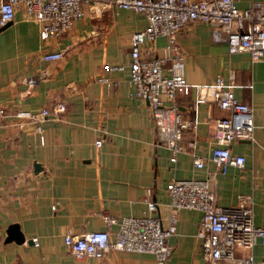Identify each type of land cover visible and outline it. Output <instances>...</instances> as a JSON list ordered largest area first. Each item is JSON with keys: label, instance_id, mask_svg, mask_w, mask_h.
<instances>
[{"label": "crops", "instance_id": "crops-1", "mask_svg": "<svg viewBox=\"0 0 264 264\" xmlns=\"http://www.w3.org/2000/svg\"><path fill=\"white\" fill-rule=\"evenodd\" d=\"M251 1L235 4L244 8ZM146 23L143 13L100 0L83 3V15L57 37L40 38L39 24L22 10L0 29V106L7 111L0 114V264H157L146 252L76 254L63 236L107 229L114 238L118 225L109 220L128 215L150 214L167 226L173 178L208 176L221 206L250 195L253 223L264 227V54L251 60L246 51L229 52L225 40L212 38L208 22L191 21L177 32L186 80L209 83L219 75L228 81L233 73L235 96L252 105L254 134L230 144L232 153L245 157L242 166L219 167L211 159L214 120L230 111L213 100L194 103L191 88L175 100L183 118L198 121L183 132L182 149L171 162L147 101L134 95L130 81V36ZM166 44L160 35L147 47L169 64ZM56 50L60 58H42ZM61 101L64 111L40 120L14 115L18 109L51 110ZM195 157L203 159L202 167ZM200 219L199 210L176 211L165 264H208L196 236ZM11 223L18 224L22 242L6 240ZM251 253L255 264H264L259 241Z\"/></svg>", "mask_w": 264, "mask_h": 264}, {"label": "built area", "instance_id": "built-area-1", "mask_svg": "<svg viewBox=\"0 0 264 264\" xmlns=\"http://www.w3.org/2000/svg\"><path fill=\"white\" fill-rule=\"evenodd\" d=\"M100 0H0V26L14 18L16 10L39 24L42 39L57 37L68 31L74 21L83 15V3L97 4ZM118 7L143 13L146 26L130 36V81L134 95L147 101L154 124L163 144L170 151V161L175 162L182 149L181 140L186 129L194 128L197 118H183L177 107L176 94L195 90L194 103L213 100L230 115L214 120L211 159L221 168L226 163L242 166L245 157L230 151V144L239 139L253 140V108L239 100L234 92V75L228 81L221 76L209 83H189L182 73V61L176 34L191 21L212 24L213 39L226 41L229 52L246 51L251 60L264 54V0H252L239 8L235 0H112ZM167 38L165 57L149 54L148 42L157 36ZM62 56L59 50L44 52V60ZM66 103L57 102L51 108L39 111L18 109L14 115L32 121L40 120L51 111H64ZM0 114H7L0 106ZM37 129L40 127L37 125ZM189 146L194 142L189 141ZM203 159L194 158L197 167ZM171 213L169 224L164 226L159 217L147 214L122 216L116 222V235L111 238L107 229L84 232L80 236L65 234L64 244L74 253L100 258L107 249L128 250L153 254L157 264H165L172 252L168 236L174 231L176 211L181 208L196 209L201 219L196 236L201 239L202 257L208 264H255L251 249L259 241L264 246V227L253 223L252 198L241 195L232 206L215 202V191L208 176L204 178H173L167 187ZM153 210L155 203L147 202Z\"/></svg>", "mask_w": 264, "mask_h": 264}, {"label": "water", "instance_id": "water-1", "mask_svg": "<svg viewBox=\"0 0 264 264\" xmlns=\"http://www.w3.org/2000/svg\"><path fill=\"white\" fill-rule=\"evenodd\" d=\"M9 22L4 24L3 26H0V29L6 26ZM6 240H15L16 242H22L24 240V236L22 232L20 231L17 223H11L9 224L7 228V236Z\"/></svg>", "mask_w": 264, "mask_h": 264}]
</instances>
